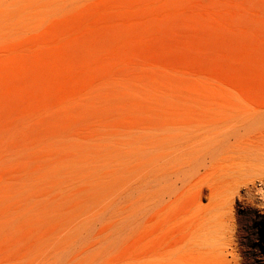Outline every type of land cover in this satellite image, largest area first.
Wrapping results in <instances>:
<instances>
[{
  "label": "rangeland",
  "instance_id": "374dc122",
  "mask_svg": "<svg viewBox=\"0 0 264 264\" xmlns=\"http://www.w3.org/2000/svg\"><path fill=\"white\" fill-rule=\"evenodd\" d=\"M263 120L264 0H0V264H142L162 139Z\"/></svg>",
  "mask_w": 264,
  "mask_h": 264
},
{
  "label": "bare ground",
  "instance_id": "6f19581e",
  "mask_svg": "<svg viewBox=\"0 0 264 264\" xmlns=\"http://www.w3.org/2000/svg\"><path fill=\"white\" fill-rule=\"evenodd\" d=\"M170 133L147 179L162 242L142 264H264V120Z\"/></svg>",
  "mask_w": 264,
  "mask_h": 264
}]
</instances>
